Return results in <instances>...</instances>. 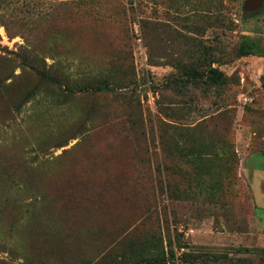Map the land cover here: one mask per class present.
Returning <instances> with one entry per match:
<instances>
[{"label": "rangeland", "instance_id": "374dc122", "mask_svg": "<svg viewBox=\"0 0 264 264\" xmlns=\"http://www.w3.org/2000/svg\"><path fill=\"white\" fill-rule=\"evenodd\" d=\"M10 1L47 63L76 75L115 64L129 78L125 99L49 92L17 111V95L37 79L15 55L21 36L0 24V72L20 75L0 99V260L113 257L155 235L167 253L171 240L178 258L195 257L174 264H264V54L238 57L243 41L264 48V0ZM179 64H213L228 84L180 92L168 86ZM163 123L190 136L183 145L218 155L220 189L186 182L193 166L165 156ZM60 137L67 145L57 149ZM169 182L187 199L174 200Z\"/></svg>", "mask_w": 264, "mask_h": 264}, {"label": "trees", "instance_id": "16d2710c", "mask_svg": "<svg viewBox=\"0 0 264 264\" xmlns=\"http://www.w3.org/2000/svg\"><path fill=\"white\" fill-rule=\"evenodd\" d=\"M150 2L156 4L155 0H150ZM171 4L173 7H179V1L177 0H172ZM193 11L198 12V6H194ZM15 12L17 10H14V4L10 0H0L1 26L5 28L10 38L20 35L24 41L20 46V52L15 53L17 59L20 60L21 69L23 73L26 71L32 73L37 79V83L27 85L24 91L17 95V99L13 102V107L17 111H21L26 104L42 96L43 93L49 94V92L54 93L59 99L64 97L70 99L77 93H106L125 99L122 92L125 88V81L129 76L120 77L122 66L113 64L109 67V70L107 69L96 75L85 73L76 75L70 70L67 71L62 65V61L56 60L54 57L51 64L47 63V58L40 55L31 37L32 25L26 23L25 20H20L18 16L14 15ZM12 28H17L19 33L12 34ZM257 52L264 54V48L252 41L246 40L241 43L238 49V57L251 56ZM178 68L182 72L181 76L171 75L168 77V86L177 88L180 92L189 86L204 85L212 88L224 87L228 84L226 74L218 67H214L213 64H207L202 70L181 64L178 65ZM19 76L15 75L14 70L5 73L0 72V99L5 98L12 91L16 78ZM133 117L135 115L131 114L129 119L131 123L136 125L138 121L137 119L134 120ZM171 129L174 130L175 128L167 123H163V127L160 130V143L163 147V153L167 158L176 159L178 157L179 162L193 166L194 176L186 172L182 174L186 182L193 181L200 186L201 181L206 182L208 180L211 181L209 187L212 190L215 188L220 189L222 187L223 172L216 171L221 169L217 163L219 161L217 160L219 158L218 155L213 154L210 146L203 143L196 145L190 141L187 142L189 145H183L184 139L190 136H187L183 132L172 133ZM61 138L55 139L58 142L55 145L57 149L67 145V143H60L62 141ZM71 139H75V137ZM166 169L170 171L171 167L165 166ZM223 170L225 173L231 172L228 166ZM166 187L174 200L187 199L189 196L187 189L180 190L178 187L172 186L171 182ZM24 190L28 191V188L24 186ZM183 249H186V247L182 245L178 247V251ZM176 259L188 262L195 260V257L184 252L178 258L171 240L167 253L161 240L157 236L151 235L150 237H145L143 240L127 242L118 256L108 257L106 255L99 259L80 258L77 261H65L62 264H174ZM0 264L13 263H6L0 260ZM22 264L48 263L44 261L34 263L30 258H27L26 262Z\"/></svg>", "mask_w": 264, "mask_h": 264}]
</instances>
